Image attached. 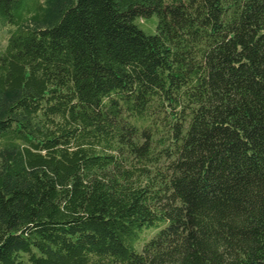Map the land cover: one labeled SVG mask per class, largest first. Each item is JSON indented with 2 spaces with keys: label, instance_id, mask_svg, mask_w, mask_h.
<instances>
[{
  "label": "trees",
  "instance_id": "1",
  "mask_svg": "<svg viewBox=\"0 0 264 264\" xmlns=\"http://www.w3.org/2000/svg\"><path fill=\"white\" fill-rule=\"evenodd\" d=\"M0 27V264H264V0H0Z\"/></svg>",
  "mask_w": 264,
  "mask_h": 264
},
{
  "label": "rangeland",
  "instance_id": "2",
  "mask_svg": "<svg viewBox=\"0 0 264 264\" xmlns=\"http://www.w3.org/2000/svg\"><path fill=\"white\" fill-rule=\"evenodd\" d=\"M156 19L150 21H139V26L147 33L153 34L155 32L156 27ZM8 34L7 30L0 27V51H3L5 46L7 45Z\"/></svg>",
  "mask_w": 264,
  "mask_h": 264
}]
</instances>
